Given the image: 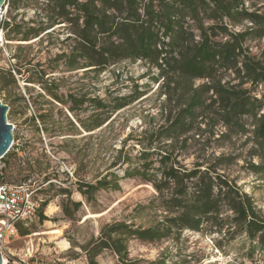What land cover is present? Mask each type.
<instances>
[{"label":"rangeland","instance_id":"1","mask_svg":"<svg viewBox=\"0 0 264 264\" xmlns=\"http://www.w3.org/2000/svg\"><path fill=\"white\" fill-rule=\"evenodd\" d=\"M12 2L17 5L15 10L8 8ZM36 2L44 0H6L0 22L10 18L22 26V31L38 28L46 19ZM244 2L249 11L264 12V0ZM245 26L249 24L233 31H241ZM19 40L20 35L15 37L13 31L0 29V102L9 107L7 122L13 126L15 144L0 164H5L3 176L7 185H17L30 175L34 187L41 188L37 196L57 210L47 215L44 209L47 221L39 222L36 218L28 221L20 230L28 235L19 233L20 240L9 249L14 257L30 251L29 254L34 253L50 264H87L83 248L99 237L104 226L125 222L135 228H147L167 214L160 208L151 184L139 178L122 177L142 164L140 155L148 144L142 139L143 132L164 126L172 105L166 103L158 70L142 61H123L101 73L84 69L68 72L61 60L55 61L74 46L66 23L46 30L36 39ZM49 42L53 45H48ZM246 46L249 54L264 64V39L247 42ZM233 77L224 75L222 83ZM204 84L205 80H197L193 87ZM243 88L264 106V84ZM48 92L55 94L59 103ZM70 97H74L76 105L69 101ZM119 98L135 99L114 112L105 125L86 132L83 126L89 117L101 112L93 110V102L111 105ZM39 115L43 116L44 124L37 120ZM200 120L175 147L173 154L178 156L177 161L187 169L198 164L201 170L210 168L224 175L252 199L259 216L264 218V182L250 171V164L258 162L253 156V120L240 119L245 133L240 129L229 132L221 123L214 125V118L203 124H199ZM149 159L155 161L156 157ZM113 176L120 179L118 191H99L90 200L80 194L81 184H95ZM76 203L80 207L74 211ZM63 206L71 210V219L63 216ZM220 217L231 218V214L223 213ZM54 230L60 231V239L68 244L67 250L57 247L51 234ZM250 248L245 235L236 234L235 227L227 223L220 230H186L157 243L133 240L127 244L128 259L134 264H264L258 252L251 256ZM96 262L119 264L110 251H103Z\"/></svg>","mask_w":264,"mask_h":264},{"label":"trees","instance_id":"2","mask_svg":"<svg viewBox=\"0 0 264 264\" xmlns=\"http://www.w3.org/2000/svg\"><path fill=\"white\" fill-rule=\"evenodd\" d=\"M36 3L46 23L40 22L38 28L22 31V26L9 18L0 22V29H9L15 37L20 35L19 41L26 42L66 23L74 46L55 61L61 60L68 72L84 69L101 73L123 61H142L158 70L166 103L172 105L164 126L143 132L142 139L148 144L140 155L142 164L126 171L122 177L139 178L151 184L160 208L167 214L147 228H135L125 222L104 226L99 237L83 248L87 264H97L96 258L103 251H110L119 264H134L128 259L130 241L157 243L186 230H220L226 223L235 227L236 234L245 235L251 244V256L258 252L264 258V218L259 216L252 199L224 175L210 168L201 170L198 164L187 169L173 154L180 139L198 124L199 118V124L214 118V125L221 123L229 132L240 129L244 133L239 121L250 118L253 156L258 160L256 165L250 164V171L264 182V112L261 113L264 106L243 88L264 84V64L250 55L246 46L247 42L264 39V12L249 11L244 0H44ZM8 8L15 10L17 5L12 2ZM244 24L249 26L233 31ZM39 74L44 75L42 71ZM227 74H232L233 79L222 83ZM197 80H205L206 84L194 88ZM233 81L237 83L230 85ZM48 95L59 103L55 94L48 92ZM134 99H115L111 105L94 101L93 110L101 112L89 117L83 128L92 132L102 127L114 112ZM69 101L76 105L74 97ZM37 120L44 124L43 116L39 115ZM135 141L141 143V140ZM167 141L170 143L162 144ZM151 149L154 151L149 152ZM153 155L155 161L149 159ZM119 180L115 176L110 180L104 177L95 184H81L78 189L90 200L99 191H118ZM47 205L42 200L36 214L39 222L47 221L43 216ZM79 207V203L73 204L74 211ZM227 212L231 218L222 219L220 216ZM62 213L71 219L72 212L67 206L62 207ZM27 224L28 221L18 225L21 236L28 235L20 231Z\"/></svg>","mask_w":264,"mask_h":264},{"label":"built area","instance_id":"3","mask_svg":"<svg viewBox=\"0 0 264 264\" xmlns=\"http://www.w3.org/2000/svg\"><path fill=\"white\" fill-rule=\"evenodd\" d=\"M14 145V142H12L10 150ZM4 167L5 164L1 163L0 254L2 264H50L34 253L14 257L10 252V246L20 240L18 225L36 218L42 200L37 196L40 188L34 187L32 176H28L26 180L17 185H7L3 176Z\"/></svg>","mask_w":264,"mask_h":264},{"label":"water","instance_id":"4","mask_svg":"<svg viewBox=\"0 0 264 264\" xmlns=\"http://www.w3.org/2000/svg\"><path fill=\"white\" fill-rule=\"evenodd\" d=\"M6 4V0H0V11ZM8 106L0 102V159H2L9 151L13 142V126L7 122ZM0 264L2 258L0 254Z\"/></svg>","mask_w":264,"mask_h":264},{"label":"bare ground","instance_id":"5","mask_svg":"<svg viewBox=\"0 0 264 264\" xmlns=\"http://www.w3.org/2000/svg\"><path fill=\"white\" fill-rule=\"evenodd\" d=\"M57 208L55 205L53 204H48L47 207H46V213L47 215H52L56 212ZM53 235V237L55 238V240H57L56 242V245L57 247L60 249V250H67L68 249V244L64 241V240H61V235H60V231L59 230H54L52 231L51 233ZM30 251H28V254H29Z\"/></svg>","mask_w":264,"mask_h":264}]
</instances>
